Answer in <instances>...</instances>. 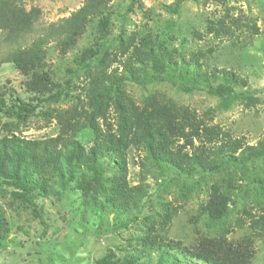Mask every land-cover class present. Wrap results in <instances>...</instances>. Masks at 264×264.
<instances>
[{
	"label": "rangeland",
	"instance_id": "obj_1",
	"mask_svg": "<svg viewBox=\"0 0 264 264\" xmlns=\"http://www.w3.org/2000/svg\"><path fill=\"white\" fill-rule=\"evenodd\" d=\"M21 1L26 10L36 7L41 12L23 45H29L42 30L83 4V0ZM218 24L227 26L232 36L216 37L207 31ZM143 39L149 40L148 46L154 51L170 54L178 66L182 60L183 70L181 66L175 76L151 81L157 74ZM99 48L105 50L100 53ZM11 50L0 34V57ZM89 50H96L104 61L84 71L76 60ZM196 63L211 85L225 84L223 77L233 76L235 92L254 93L256 99L229 104L198 87H187ZM127 67L139 74L143 68L145 79H149L141 84H121L127 103L136 112L150 99L187 111L233 144L235 158L225 163L215 160L211 170L185 177L174 171H159L146 159L143 149L131 147L126 153V181L135 202L127 211L109 202V192L105 196L95 190L91 195L83 193L74 182H68L67 175L60 185L47 164L38 178L45 192H36L33 198L39 211L36 215L12 201L13 188L0 178V264H95L109 253L119 261L132 258L136 264H158L160 246H166L162 250L171 252L174 259L166 257L164 264H200L190 251L204 240L247 247L248 264H264V154L246 161L239 157L246 148L264 141V0H113L64 55L53 42L46 47L45 69L66 88V96L21 118L0 113V139L54 138L59 133L54 115L71 109L91 113L103 132L117 133L119 114L113 105L114 94L104 97V115L100 117L93 113L87 96L92 78L102 73L123 77ZM0 97L7 105L17 99L33 105L38 99L27 77L9 64L0 67ZM44 113L52 116L43 117ZM77 140L87 150L92 145L91 132L81 130ZM213 141L207 155L219 147L220 142ZM198 145L193 140V146ZM183 152L191 154L190 147ZM101 163L103 177L113 180L116 169L106 160ZM59 164L65 172L64 162ZM72 174L73 179H91L84 166L74 168ZM212 186L223 196L226 209L219 221L211 220L205 212ZM104 187L109 191L112 185L106 182ZM114 202L118 203V198ZM149 234L158 240L155 245L148 244Z\"/></svg>",
	"mask_w": 264,
	"mask_h": 264
},
{
	"label": "trees",
	"instance_id": "obj_2",
	"mask_svg": "<svg viewBox=\"0 0 264 264\" xmlns=\"http://www.w3.org/2000/svg\"><path fill=\"white\" fill-rule=\"evenodd\" d=\"M113 0H83V4L67 18L48 26L40 35L31 41L29 45H23L24 39L33 33L34 24L40 17V9L32 7L26 10L21 0H0V34L2 42L12 50L0 57V67L5 64L12 65L22 76L27 77L31 90L38 95L36 103L31 105L19 99L11 105L0 97V113L11 118H21L32 115L41 105L57 103L66 96V88L54 80L53 74L45 69L46 47L53 42L59 48L61 54L71 50L77 40L85 32L86 26L94 17H102ZM134 2L135 0H130ZM101 24L103 20H101ZM209 33L219 37L232 36V31L223 25H213L207 28ZM147 55L151 60V68L154 75L150 80L155 81L164 76H175L174 73L183 70L181 66L172 60L167 52L154 51L148 46V39H143ZM101 53L105 48H99ZM102 49V50H101ZM161 52V53H160ZM104 58L99 56L96 50L86 51L76 62L84 71H89L96 64L101 65ZM194 63V61H193ZM197 64V63H196ZM199 65L193 67L192 74L187 78V87H198L208 95L214 96L226 103L236 100H253L257 95L247 92L236 93L234 90L233 76L223 77L225 84L213 86L209 77L199 73ZM126 75L117 77L114 74L102 73L91 79L87 99L93 108V113L100 117L104 115L102 102L104 97L114 94L113 105L119 114L117 133L103 132L98 122L91 113L83 111L78 113L75 109L60 111L54 115L59 124V133L56 137L31 141L18 138L0 139V178L3 183L12 187L11 199L26 206L36 214L39 211L33 201L34 194L44 191V186L38 181L39 175L43 174L45 166L51 165L55 176L63 183L65 175L69 183L75 185L85 194L91 195V190L100 192L105 196L109 192V202H112L122 211L134 205L135 197L129 195L127 187L126 153L131 147L141 148L146 153V159L159 171L168 170L177 172L180 176L191 177L192 174L211 170L216 165L215 160L225 163L232 160L233 144L227 141L210 127L203 126L193 114L181 111L179 108L166 105L162 101L150 99L141 111L136 112L124 97L121 84L128 81L134 84L147 82L145 70L138 71L127 67ZM140 76L142 78L140 79ZM144 76V77H143ZM245 86L244 82L240 83ZM182 88L189 92V88ZM82 114V115H81ZM51 113H44L43 117L50 118ZM87 129L92 135V145L87 150L77 140L78 133ZM183 143L178 145L177 142ZM193 140L199 142L193 146ZM219 141V147L213 153L209 146ZM186 146L191 149V154L183 152ZM264 154V141L255 147H248L240 152L243 161L260 157ZM214 159L213 162L210 158ZM102 160L113 165L117 173L113 180L105 179ZM63 161L67 170L62 172L60 162ZM84 166L91 172V179L85 176L73 179L74 168ZM112 185L111 190L104 187L105 183ZM209 203L205 212L213 221H219L225 216V205L222 203L223 196L218 194V189L212 186ZM138 197L139 194L137 193ZM118 198L119 202L115 203ZM148 244L155 245L158 240L153 234L148 235ZM166 246L157 249L159 255L158 264H164L165 258L169 260L170 253L162 250ZM190 255L200 264H248L250 251L247 247L226 246L219 241L204 240L192 247ZM171 259V258H170ZM174 261V259H171ZM95 264H136L132 258L122 261L115 259L109 253L95 262Z\"/></svg>",
	"mask_w": 264,
	"mask_h": 264
}]
</instances>
